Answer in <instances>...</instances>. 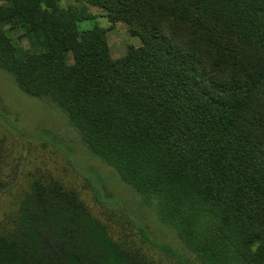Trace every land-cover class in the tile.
<instances>
[{"label": "trees", "instance_id": "1", "mask_svg": "<svg viewBox=\"0 0 264 264\" xmlns=\"http://www.w3.org/2000/svg\"><path fill=\"white\" fill-rule=\"evenodd\" d=\"M10 1L0 5V22L24 27L33 46L19 61V82L52 94L94 146H110L134 161L140 155V168L149 159L165 179L178 170L236 222L253 264H264V151L255 140L257 120L245 123V110L263 91L264 66L239 90L227 89L166 29L170 18L206 30L216 20L264 53V0H75L67 7L60 0ZM86 3L106 8L114 20L141 22L132 30L141 35L142 45L105 60V29L99 24L80 28L93 17ZM68 52L72 65L66 62ZM24 205L37 206L43 218L65 216L68 223L82 212L72 192L40 180ZM100 230L97 246L106 252L99 257L85 242L62 248L46 235H37L33 250L26 244L32 242L31 231L21 224L0 234V264H131ZM68 239L77 241V236Z\"/></svg>", "mask_w": 264, "mask_h": 264}, {"label": "rangeland", "instance_id": "2", "mask_svg": "<svg viewBox=\"0 0 264 264\" xmlns=\"http://www.w3.org/2000/svg\"><path fill=\"white\" fill-rule=\"evenodd\" d=\"M10 2L0 0V5ZM59 3L67 7L76 2ZM86 4L93 17L81 21L80 28L99 24L105 29V60L123 56L131 45H142L141 35L132 30L140 29L141 22L114 20L106 8ZM209 24L206 30L191 22L178 25L170 18L166 29L204 61L220 85L237 91L264 66V53L224 24ZM32 47L24 27L0 22V234L22 224L31 231L32 242L26 244L33 250L37 235H46L62 248L85 242L100 257L106 249L97 246L102 227L131 264H182L165 247L189 264H253L236 222L202 197L178 170L165 179L149 159L140 168V155L134 161L110 146H94L52 94L26 89L16 71ZM66 62L74 63L72 52L66 54ZM245 111L246 124L257 120L255 140L264 151V84ZM35 180L72 192L82 212L72 223L57 213L55 219L43 218L37 206L24 205ZM73 234L77 241L68 239Z\"/></svg>", "mask_w": 264, "mask_h": 264}, {"label": "clouds", "instance_id": "3", "mask_svg": "<svg viewBox=\"0 0 264 264\" xmlns=\"http://www.w3.org/2000/svg\"><path fill=\"white\" fill-rule=\"evenodd\" d=\"M253 251H255V249H253Z\"/></svg>", "mask_w": 264, "mask_h": 264}]
</instances>
